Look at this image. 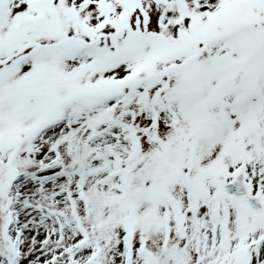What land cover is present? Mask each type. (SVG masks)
Returning <instances> with one entry per match:
<instances>
[{
    "label": "snow or ice",
    "instance_id": "obj_1",
    "mask_svg": "<svg viewBox=\"0 0 264 264\" xmlns=\"http://www.w3.org/2000/svg\"><path fill=\"white\" fill-rule=\"evenodd\" d=\"M0 264H264V0H0Z\"/></svg>",
    "mask_w": 264,
    "mask_h": 264
}]
</instances>
